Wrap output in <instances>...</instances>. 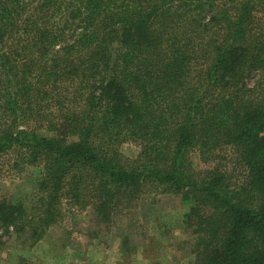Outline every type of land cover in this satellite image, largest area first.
<instances>
[{"label":"trees","instance_id":"trees-1","mask_svg":"<svg viewBox=\"0 0 264 264\" xmlns=\"http://www.w3.org/2000/svg\"><path fill=\"white\" fill-rule=\"evenodd\" d=\"M26 172L0 240L175 195L193 264H264V0H0V181Z\"/></svg>","mask_w":264,"mask_h":264},{"label":"rangeland","instance_id":"rangeland-1","mask_svg":"<svg viewBox=\"0 0 264 264\" xmlns=\"http://www.w3.org/2000/svg\"><path fill=\"white\" fill-rule=\"evenodd\" d=\"M122 150L128 157L137 152L130 145ZM33 177L26 172L20 179L0 181V196L30 199ZM185 211L180 197L152 194L104 230L94 225L90 211L74 212L34 245L24 237L4 236L0 264H193L197 237L183 222Z\"/></svg>","mask_w":264,"mask_h":264}]
</instances>
